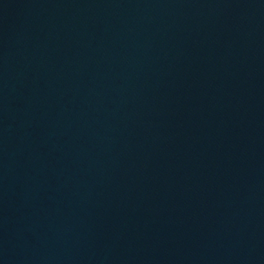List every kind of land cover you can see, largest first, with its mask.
<instances>
[{
  "label": "water",
  "instance_id": "1",
  "mask_svg": "<svg viewBox=\"0 0 264 264\" xmlns=\"http://www.w3.org/2000/svg\"><path fill=\"white\" fill-rule=\"evenodd\" d=\"M0 264H264V0H0Z\"/></svg>",
  "mask_w": 264,
  "mask_h": 264
}]
</instances>
